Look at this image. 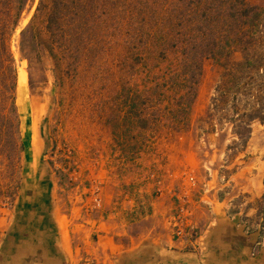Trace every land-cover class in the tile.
I'll return each mask as SVG.
<instances>
[{
    "label": "trees",
    "instance_id": "16d2710c",
    "mask_svg": "<svg viewBox=\"0 0 264 264\" xmlns=\"http://www.w3.org/2000/svg\"><path fill=\"white\" fill-rule=\"evenodd\" d=\"M35 2L0 0V135L13 147L20 118L12 43ZM20 49L30 67L44 51L57 68L107 51L120 87L113 137L128 160L163 123L173 133L189 130L206 61L220 75L201 122L210 133L230 132L227 154L244 153L253 126L264 123V10L247 0H39ZM258 216L264 227V196Z\"/></svg>",
    "mask_w": 264,
    "mask_h": 264
},
{
    "label": "crops",
    "instance_id": "0c3cea01",
    "mask_svg": "<svg viewBox=\"0 0 264 264\" xmlns=\"http://www.w3.org/2000/svg\"><path fill=\"white\" fill-rule=\"evenodd\" d=\"M29 150L21 193L0 218V264H264V164L234 182L208 168L204 181L187 182L171 160L162 182H93L86 195L81 186L65 192ZM180 159L199 167L190 152ZM182 205L195 235L176 238Z\"/></svg>",
    "mask_w": 264,
    "mask_h": 264
},
{
    "label": "rangeland",
    "instance_id": "374dc122",
    "mask_svg": "<svg viewBox=\"0 0 264 264\" xmlns=\"http://www.w3.org/2000/svg\"><path fill=\"white\" fill-rule=\"evenodd\" d=\"M38 1L23 15L12 43L18 71L22 68L26 72L24 86L28 105L25 109V104L19 101L18 75L16 107L20 135L17 146L13 147L0 135V218L9 215L21 193L31 167L29 149L32 145L41 153V164L65 192L81 186L87 189L86 195L90 194L93 182H162L165 166L171 160L180 172L178 180L187 178V182L204 181L208 169L217 172V182H234L239 177L237 173L243 172V178L248 177L256 166L264 164V123L253 126L246 151L234 156L226 152L230 132L210 133L208 125L201 122L220 75L219 67L211 61L204 63L189 130L173 133L167 123H163L134 159H125L113 137V127L117 126L115 97L120 87L114 88L112 84L107 51L96 50L72 65L71 61H66L60 68L44 51L41 62L34 60L30 67L21 52L20 33L29 24ZM247 1L264 10V0ZM105 42L98 45L102 47ZM138 77H134V82ZM22 112L28 120L26 125ZM189 152L200 168L181 165L180 158ZM99 189L93 194L98 200Z\"/></svg>",
    "mask_w": 264,
    "mask_h": 264
},
{
    "label": "built area",
    "instance_id": "2783aa9c",
    "mask_svg": "<svg viewBox=\"0 0 264 264\" xmlns=\"http://www.w3.org/2000/svg\"><path fill=\"white\" fill-rule=\"evenodd\" d=\"M172 227L173 234L176 238H182L188 234L195 235V230L189 220V212L186 206L182 205L179 207L178 213L173 220ZM82 264H95V262L91 259H87L83 261Z\"/></svg>",
    "mask_w": 264,
    "mask_h": 264
},
{
    "label": "bare ground",
    "instance_id": "6f19581e",
    "mask_svg": "<svg viewBox=\"0 0 264 264\" xmlns=\"http://www.w3.org/2000/svg\"><path fill=\"white\" fill-rule=\"evenodd\" d=\"M18 75H19V87H18V93L21 94V98H20V102H22V104H25V109L27 108L28 105V100H27V93H26V87L24 85H26V72L24 71V69H19L18 71ZM31 109V108H30ZM29 110L27 109L26 112H28ZM22 118H23V124L26 125L28 120L27 117L24 115V112H22Z\"/></svg>",
    "mask_w": 264,
    "mask_h": 264
}]
</instances>
